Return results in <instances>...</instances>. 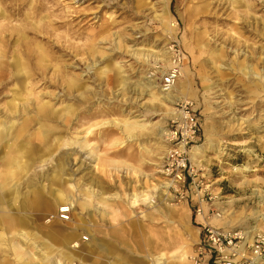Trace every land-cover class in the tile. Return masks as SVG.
I'll list each match as a JSON object with an SVG mask.
<instances>
[{"label":"rangeland","instance_id":"374dc122","mask_svg":"<svg viewBox=\"0 0 264 264\" xmlns=\"http://www.w3.org/2000/svg\"><path fill=\"white\" fill-rule=\"evenodd\" d=\"M172 40L198 95L189 98L201 122L190 157L194 145L206 149L191 158L195 190L188 183L165 194L154 189L164 182L158 170L169 145L159 128H169L173 115L150 98L146 76L167 62L161 56ZM0 56V124L14 122L0 142V170L9 157L35 163L18 175L25 208L10 211L24 222L17 240L32 254L28 261L150 264L149 254L173 251L196 231L199 239L209 219L197 209L208 213L206 203L212 217L220 211L236 228H264V0H0ZM46 102L49 116L39 110ZM125 120L139 125L128 132ZM41 125L54 127L46 139L35 135ZM60 188L75 200L68 221L58 217ZM147 191L154 206L132 204L133 194ZM69 233L77 235L68 243ZM0 263L17 264L9 241L0 244Z\"/></svg>","mask_w":264,"mask_h":264},{"label":"bare ground","instance_id":"6f19581e","mask_svg":"<svg viewBox=\"0 0 264 264\" xmlns=\"http://www.w3.org/2000/svg\"><path fill=\"white\" fill-rule=\"evenodd\" d=\"M233 2L237 1V0H231ZM199 7V6H198ZM197 7V8H198ZM196 8V9H197ZM203 10V9H201ZM200 11V8L197 10ZM172 26H175V23L172 24ZM184 44L186 46V49L190 52L191 56H192V60L195 61L197 59V55H195L194 53V47L188 42L190 41L188 38L184 37L183 38ZM1 57V56H0ZM163 61H167L169 60L168 57V53H166V51H164V55L161 56ZM164 58V59H163ZM187 59H185V62L183 64V67L181 69V77L180 79L175 82L174 86H172L170 88V90L165 91L163 89H161L158 85V81H156L155 77H153L152 75H155V72H149L150 74H148L146 77H149L150 79H147V83L149 84V86H151V93H150V98L153 101H157L160 102L161 104H165L166 106H169V109L171 110V115L177 116L178 115V111L177 109H175V107H173L174 104H176L177 102L181 101V100H187L190 97L192 98H196L198 97V95L196 94V92H194L193 88H192V84H191V71H190V67L188 65V61H186ZM168 62H165V65H167ZM23 65L21 63L17 64V68L19 70H22L23 73L25 75V71L22 67ZM156 66V65H155ZM154 66V67H155ZM73 80H69L68 82H70ZM154 81V82H153ZM156 81V82H155ZM19 97V96H18ZM17 96L14 97V100L11 102L12 107H16L15 104V100L18 98ZM190 100V99H189ZM171 104V105H170ZM50 108V104L48 102L41 104L39 110L41 112L46 113L45 116H49L48 115V109ZM71 106L70 105H65V109L64 111L67 112V114L69 113L68 110H70ZM52 109V108H51ZM51 111V110H50ZM54 114H59L60 112H57L56 110L53 112ZM138 121H128L125 120L121 126V128H123L124 130L130 132V130L136 129L138 127ZM14 127V122H13V126H6L5 123L0 124V142H2V140L6 139L7 131H9L10 129H12ZM46 126L45 125H41V128L38 129V132L35 133L36 137L39 139H46L48 138L47 136L49 135V132L51 129H47L45 131ZM25 130L24 128H22L21 131ZM41 130L43 132H41ZM207 133H208V126L206 127ZM159 135L161 137H164V141L166 140V142L168 143L166 138V135H169L168 132V128H164L163 126H161L159 128ZM212 145H213V140H212ZM209 146V145H208ZM163 147L165 148V157L168 154V151L170 149V146L165 144L163 145ZM206 149V145H194L193 148L191 149V158L193 161L197 160V157L199 155H201ZM7 153V150L6 152ZM51 157V156H50ZM165 157L163 158V162L161 164L160 169L158 170V172H160L162 174V178H163V183H154V189L156 190H162V192L166 193H170L169 189L173 188L175 191H178V186H177V182L171 178H169L168 176L165 175V173L163 172V165H164V161H165ZM49 158L43 160L46 161ZM7 165H12V166H8V168L6 169ZM35 163L32 162V164H30L27 160L23 161L22 157H9L8 160V164L5 165V169L0 170V179H1V188H2V193L0 195V209L2 210V213L0 214V223L2 224V228L0 230V239H1V245L5 244L7 241H9V243L12 244V249L15 250V255L17 258V264H34L33 261L28 259L30 257H32V254H30L29 252L23 251L22 246L19 244V240H17V238L19 237V235H23V231H22V227H23V223L21 221H16L10 211L11 208H14V210H16L17 207V212H18V207L20 209H24L25 206L22 205L23 202L21 201V204H19V196L20 194V176L21 173L23 174L24 172L27 173L28 170L32 167H34ZM246 169V168H245ZM247 170V169H246ZM165 176H164V175ZM11 179V183H13V181L15 180L13 185H10L11 183L9 182V180ZM10 185V186H9ZM4 190V191H3ZM32 193L37 194L36 190L34 189V191H32ZM57 194V207L58 209H60L61 207H69L71 213H73L75 211V200L72 197H68L66 196L65 191L63 190V188H60L59 190H57L56 192ZM171 194V193H170ZM84 199L81 201L80 206L82 208V210H87L89 208V199L91 195L88 192H84ZM8 196H11L10 200L8 199ZM133 201L132 204L133 205H137L140 201L141 202H145L147 204H149L150 206H154L153 204L155 203V201L153 200V195H151L150 193H148V191L146 193H142L141 195L138 194H133L132 197ZM25 203L26 201L23 200ZM12 202H15L14 204H12ZM98 202L102 205L106 204V198L105 197H99L98 198ZM62 204V205H61ZM107 214L108 212L105 211H101V213ZM206 214L207 211L205 210ZM75 213V212H74ZM110 215H114V212L111 211ZM199 217L203 218L204 220L206 219L204 214H200ZM221 216H213L209 218V223H211L212 225L218 227V228H229V229H233V230H242L245 231V233L247 235L253 236L255 233L257 232H261L263 231V227L257 226V227H253L250 230H246L244 229H240V228H236L233 225V222H229ZM115 219V217L113 218ZM82 224H84L85 222H81ZM16 227H18L19 229L17 230ZM11 230H14L12 232L13 236L11 238H6L4 237V235L7 232H10ZM53 233H55V230H52ZM199 231H196V233L192 235H189V239L186 242H183L177 249L173 250V251H163L160 250L158 251V253H151L149 254L150 256V260L151 263L150 264H196V262L193 260L194 257V251H193V247L194 245L199 242L200 240V236L199 239L197 237ZM264 233V232H263ZM68 234V233H67ZM76 233H69L68 236V243L71 242V240L76 237ZM249 242H252V238H248ZM76 246V245H75ZM79 246V244L77 245V247ZM96 248L103 250L104 246H100V245H95ZM106 248V246H105ZM51 253V252H50ZM59 254H62V252H59ZM67 256L70 258L74 257L73 252L71 251H67ZM47 262L50 261V254H48L47 258H46ZM3 264V263H0ZM109 264H124L121 261H111ZM202 264H206V263H202Z\"/></svg>","mask_w":264,"mask_h":264},{"label":"built area","instance_id":"2783aa9c","mask_svg":"<svg viewBox=\"0 0 264 264\" xmlns=\"http://www.w3.org/2000/svg\"><path fill=\"white\" fill-rule=\"evenodd\" d=\"M166 47L168 64L165 65L164 62L157 64L152 71L155 75L152 76L158 81L161 89L168 91L181 77L184 56L182 49L174 40ZM176 109L178 115L170 120L169 135H166L170 149L162 169L166 176L177 182L178 191L184 190L188 183L192 184L193 190L199 182V177L196 176L189 148L197 142L201 122L192 100L177 102ZM194 196L202 202L207 200L204 194L195 193ZM212 199L213 197L210 196L209 200ZM206 204L209 207L208 213L206 214L205 208L199 205L197 215L202 213L209 219L212 217L209 213L212 208L208 203ZM213 216L220 217L221 212L216 211ZM58 217L62 221H68L71 218L70 208L61 207ZM249 237L252 238V242H249ZM88 239V236H83L82 241ZM193 260L196 264L206 262L208 264H264V233L257 232L250 236L242 230L218 228L209 222L205 223L200 233L198 251L194 254Z\"/></svg>","mask_w":264,"mask_h":264},{"label":"crops","instance_id":"0c3cea01","mask_svg":"<svg viewBox=\"0 0 264 264\" xmlns=\"http://www.w3.org/2000/svg\"><path fill=\"white\" fill-rule=\"evenodd\" d=\"M261 148H263V147H261ZM261 150V149H260ZM262 151V150H261ZM262 152H264V151H262Z\"/></svg>","mask_w":264,"mask_h":264}]
</instances>
